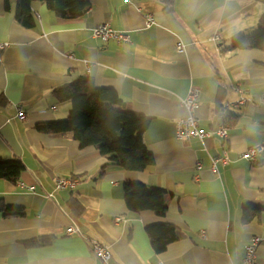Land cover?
<instances>
[{
  "label": "crops",
  "instance_id": "crops-1",
  "mask_svg": "<svg viewBox=\"0 0 264 264\" xmlns=\"http://www.w3.org/2000/svg\"><path fill=\"white\" fill-rule=\"evenodd\" d=\"M87 12L62 19L30 3L32 24L16 20V0H0V159L24 166L15 184L0 179V198L20 217L0 213V264H102L85 239L111 253V264H243L245 247L261 239L255 264H264V50H232L239 35L257 31L258 0H86ZM151 17L153 22L148 23ZM108 24L128 43L92 36ZM220 35V41L212 37ZM182 46V52H179ZM114 90L135 114L150 118L143 142L154 163L142 172L108 166L93 147L35 126L67 118L70 105L55 91L80 79ZM199 94V127L215 131L227 103L226 139L176 138L185 118L180 100ZM24 120L17 118V109ZM226 153L227 166L211 157ZM78 179L55 190L59 179ZM162 192L166 213L127 209L124 186ZM33 187V191L28 188ZM244 208H248L244 219ZM120 218V222L116 219ZM177 240L155 253L146 228ZM73 227L79 234L66 235ZM51 237L49 245L29 241Z\"/></svg>",
  "mask_w": 264,
  "mask_h": 264
},
{
  "label": "trees",
  "instance_id": "trees-1",
  "mask_svg": "<svg viewBox=\"0 0 264 264\" xmlns=\"http://www.w3.org/2000/svg\"><path fill=\"white\" fill-rule=\"evenodd\" d=\"M18 10L16 20L25 26L32 24L30 3H44L55 15L62 19H77L85 15L88 8L86 0H16ZM264 6V0H258ZM232 50H264V14L261 16L257 31L249 36L239 35L232 41ZM60 102H67L70 109L67 118L52 123H40L35 126L46 134L68 135L78 141L80 147H93L108 161L110 167L121 170L142 172L153 161V155L143 142L150 118L135 114L129 110L117 93L112 89L96 88L92 80L80 79L55 91ZM24 171L18 160L0 159V179L15 184ZM124 201L131 212L152 211L157 217H164L166 206L162 192L148 189L141 183H129L124 186ZM0 213L4 218L20 217L21 208H8L0 198ZM248 208H244L243 217L247 218ZM168 237L158 234L157 227H147L146 233L155 253L163 252L169 243L177 240L172 227H165ZM51 237H42L29 241L31 246L49 245Z\"/></svg>",
  "mask_w": 264,
  "mask_h": 264
},
{
  "label": "built area",
  "instance_id": "built-area-1",
  "mask_svg": "<svg viewBox=\"0 0 264 264\" xmlns=\"http://www.w3.org/2000/svg\"><path fill=\"white\" fill-rule=\"evenodd\" d=\"M128 1V0H126ZM164 1V0H157ZM147 22L150 24L153 22L152 18L149 17ZM92 36L94 38L101 39L102 41L114 40L119 43H128L129 38L124 32H117L108 27V24H101L94 26L92 29ZM220 35L215 33L212 37V40L215 42L220 41ZM8 48L7 43L0 42V51H3ZM179 52H182V46H179ZM247 100L241 98L237 102L227 103L220 110V119L221 124L215 131H205L199 127L198 119L196 116L197 110H199V94L195 88H190L185 98L180 100L181 105L186 111V116L183 119H180L176 123V138L179 141L182 140H190V139H198L201 142L205 143L207 139L210 138H222L226 139L228 137L227 134V116L226 112L231 108H239L243 105ZM17 118L22 121L24 120V114L19 109H17ZM264 150V146H256L254 148L249 149L242 157L248 160H255L256 156L259 155ZM213 171L217 170L218 163H221L224 166L229 164V160L227 158L226 153L224 152L221 156L211 157ZM78 179H59L55 182V190H63V189H73L77 184ZM29 191H33V187L28 188ZM120 218L116 219V222H120ZM66 235L79 234L78 230L73 227H68L66 229ZM93 252L94 255L98 257L102 264H111V253L109 249L103 247L97 241L91 239H85ZM261 239L259 237H255L252 242L245 247V255L243 259V264H255V254L258 246L260 245Z\"/></svg>",
  "mask_w": 264,
  "mask_h": 264
}]
</instances>
